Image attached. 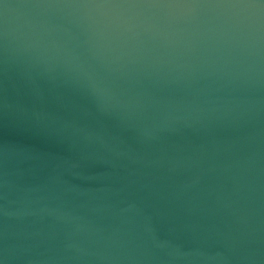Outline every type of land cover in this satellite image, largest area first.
<instances>
[{
    "label": "water",
    "instance_id": "obj_1",
    "mask_svg": "<svg viewBox=\"0 0 264 264\" xmlns=\"http://www.w3.org/2000/svg\"><path fill=\"white\" fill-rule=\"evenodd\" d=\"M0 264H264V0H0Z\"/></svg>",
    "mask_w": 264,
    "mask_h": 264
}]
</instances>
